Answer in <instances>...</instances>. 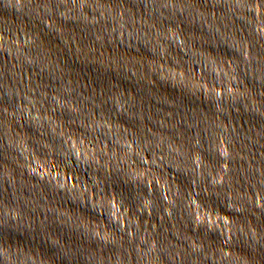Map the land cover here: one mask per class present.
Segmentation results:
<instances>
[{
    "label": "water",
    "instance_id": "obj_1",
    "mask_svg": "<svg viewBox=\"0 0 264 264\" xmlns=\"http://www.w3.org/2000/svg\"><path fill=\"white\" fill-rule=\"evenodd\" d=\"M0 264H264V0H0Z\"/></svg>",
    "mask_w": 264,
    "mask_h": 264
}]
</instances>
